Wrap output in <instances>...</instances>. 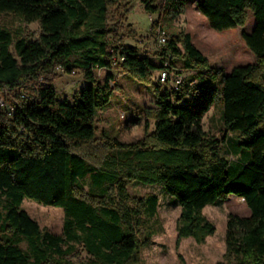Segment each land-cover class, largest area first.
Here are the masks:
<instances>
[{"label": "trees", "instance_id": "1", "mask_svg": "<svg viewBox=\"0 0 264 264\" xmlns=\"http://www.w3.org/2000/svg\"><path fill=\"white\" fill-rule=\"evenodd\" d=\"M192 1L218 32L244 28L252 15L253 28L242 38L255 62L224 74L190 33L165 30L161 21L183 15ZM139 2L159 15L154 28L166 36L154 57L122 44L109 23L111 8L129 16ZM1 14L38 23L41 34L14 41L0 27V98L7 105L0 108V264H140L153 237L145 220L156 216L159 198L131 197L133 182L171 196L181 210L179 240L199 244L216 232L203 210L232 195L242 199L250 216L228 217L219 264H264V0H0ZM57 69L81 74L85 87L61 99ZM115 69L150 84L154 97L155 106L142 110L145 135L133 143L96 137ZM164 71L168 83H154V73ZM219 76L221 87L212 86ZM11 94L17 100L10 103ZM218 95L223 130L238 132V144L253 151L233 178L220 153L225 137L202 126ZM25 200L62 209V233L42 229L22 208ZM78 247L87 261H73Z\"/></svg>", "mask_w": 264, "mask_h": 264}, {"label": "rangeland", "instance_id": "2", "mask_svg": "<svg viewBox=\"0 0 264 264\" xmlns=\"http://www.w3.org/2000/svg\"><path fill=\"white\" fill-rule=\"evenodd\" d=\"M192 3V4H191ZM186 7V12L174 20H162V26L169 32L181 30L190 33L195 46L208 58L210 64L215 68H221L224 74H229L234 68L246 66L255 62L254 55L247 48L242 31H250L253 28V19L250 15L244 28L218 32L210 28L208 21L201 16L192 1ZM109 23L116 30V36L126 46H137L143 52L153 53L159 47L158 28L154 24L159 15L149 14L144 5L139 2L129 16H122L121 12L113 7L110 9ZM0 27L6 28L14 35V41L19 38L38 39L41 34L38 23L27 24L19 17L11 14L0 15ZM12 51L14 52L13 48ZM177 70H180L178 64ZM115 88L110 102L97 112L96 115V137L102 143L104 135L121 140L124 143H133L142 139L145 135V119L142 115L144 107H154V97L151 85L134 79L131 75L124 74L115 69ZM174 73V72H173ZM172 73V76H176ZM190 75L189 72H182ZM101 80L107 76L103 71L99 72ZM159 73H154L153 81L158 84ZM218 80L211 83L212 86L220 88ZM82 75L73 73L65 74L62 70H56L54 87L61 99H71L73 94L85 87ZM169 86H174L173 83ZM17 100L14 94L9 95V102ZM4 103V98L2 97ZM224 103L218 95L209 112L202 120L203 130L217 139L225 140L220 144V153L228 160V174L230 178L235 177L242 166L252 160L251 149L242 148L238 142V132H225L223 130L222 116ZM153 128V126H152ZM129 194L133 198H145L155 194L159 198L157 214L154 218L146 219L144 228L153 233L150 244L144 246L140 251V264H219L224 262L225 256V232L228 217L236 215L239 217L250 216V209L242 199L230 196L228 200L214 206H208L203 210L204 216L215 224L216 232L208 237L202 244L194 239L178 238V220L181 214L171 196L161 187L145 185L133 182L129 185ZM22 208L38 222L42 229H47L53 234L62 233L65 214L62 209L45 207L36 202L25 200ZM26 248V244H22ZM89 255L78 247V252L73 261L79 263L89 259Z\"/></svg>", "mask_w": 264, "mask_h": 264}, {"label": "built area", "instance_id": "3", "mask_svg": "<svg viewBox=\"0 0 264 264\" xmlns=\"http://www.w3.org/2000/svg\"><path fill=\"white\" fill-rule=\"evenodd\" d=\"M158 43H159V45H158L159 47L158 48H160L161 46L165 45V43H166V37L161 35V31L158 32ZM158 48H157V50H158ZM159 79H160V82L162 84H166V83H168L169 74L166 71H164V72L160 73ZM178 83H180V79L175 84L177 85ZM5 107H7V105L6 104H2V97H1L0 98V108L2 109V108H5Z\"/></svg>", "mask_w": 264, "mask_h": 264}, {"label": "bare ground", "instance_id": "4", "mask_svg": "<svg viewBox=\"0 0 264 264\" xmlns=\"http://www.w3.org/2000/svg\"><path fill=\"white\" fill-rule=\"evenodd\" d=\"M160 31H161V29L158 28V32H160ZM161 35L164 36V37H166L165 34H164V32H162V31H161Z\"/></svg>", "mask_w": 264, "mask_h": 264}]
</instances>
